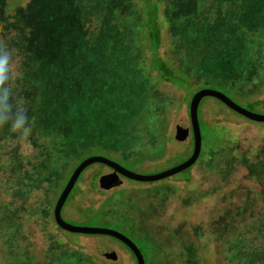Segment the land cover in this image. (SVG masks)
I'll list each match as a JSON object with an SVG mask.
<instances>
[{
	"label": "rangeland",
	"instance_id": "obj_1",
	"mask_svg": "<svg viewBox=\"0 0 264 264\" xmlns=\"http://www.w3.org/2000/svg\"><path fill=\"white\" fill-rule=\"evenodd\" d=\"M40 1L11 17L0 12V46L15 53V86L32 123L24 139L0 129V264H137L116 239L60 229L56 204L77 167L91 157L106 158L140 176L186 162L194 150L193 132L184 137L179 122L190 118L191 101L201 90L219 91L247 111L264 115L259 102H264V0L195 1L197 17L179 31L196 47L187 65L207 73L193 90L180 84L182 74L164 77L166 83L142 70L144 59L134 61L137 50L126 56L120 42L136 48L133 27L141 13L135 0H85V41L76 53L80 57L65 64L62 90L55 66L43 69L34 54L24 55L30 42L26 26L41 17ZM167 1L174 11L180 0ZM19 45L25 53L14 50ZM63 92L66 113L59 108ZM47 118L55 129L48 127ZM199 119L203 151L191 169L157 183L126 180L118 190L102 194L98 176L109 169L92 165L69 197L64 220L91 227L82 210H99L98 225L133 241L146 264H202L199 246L209 231L219 230L228 233L222 239V264H264V197L256 196L264 194V123L250 121L214 98L202 101ZM205 124L232 128L234 140L224 148L206 141ZM102 244L117 253V261L103 255Z\"/></svg>",
	"mask_w": 264,
	"mask_h": 264
},
{
	"label": "trees",
	"instance_id": "obj_2",
	"mask_svg": "<svg viewBox=\"0 0 264 264\" xmlns=\"http://www.w3.org/2000/svg\"><path fill=\"white\" fill-rule=\"evenodd\" d=\"M195 1L197 2V0H194V2L191 0L188 4V1L180 0L176 6H174L175 10L170 11L167 0H135V4L141 13L136 20L137 27H133L134 35H136V48L131 47V42H120L121 47L125 49L126 56L131 55V52L128 54L130 49H135L139 52L134 61L137 62L140 58L144 59L143 62L141 61L142 67L140 63L139 67L145 70V72L155 74L157 80L166 82L164 77L174 74L180 76L182 74L181 77H183V82L180 84L186 90L198 88L201 81L204 80V76L207 75V73L203 71L199 72L195 66L187 65L191 55L195 57L194 50L196 47L194 48L193 41H189L186 34L179 33L183 27H187L190 20L192 23L194 17H197L194 11V9L197 8ZM32 3H34V0H3L0 4V12L3 13L5 17H11L18 12L27 10ZM113 5L116 6L115 2H113ZM38 6H40V8L37 9V11L41 13V17L34 23L35 25L26 26L28 28V35L25 39L30 41L27 42L26 45L27 54L25 53L26 49L21 48L20 45L15 47L14 50L17 52H24L25 56L30 55V53L34 54L39 61V66L43 69L55 66L60 74L61 89L63 90L62 84L67 68L66 62L68 60L74 62L72 60H75L76 56V60L80 57V54L77 55L76 53L82 51L85 41L84 35L82 34L84 20H86L85 15L82 13L85 9V0H41ZM92 6L94 7L95 5ZM146 9H150L147 15L145 12ZM111 11H113V8H111ZM146 16H148L147 20L149 22L148 24H150L149 26L145 19ZM72 26L75 27L74 33L72 32ZM73 34L76 36L75 44L69 41L71 36V40H73ZM31 36L33 38L38 37V39L35 41L32 39L31 41ZM145 42L148 44L147 46L143 45ZM16 43L20 44V42L17 41ZM72 52L75 53L70 59V53ZM144 55L146 57H144ZM133 59L134 57L131 56V61H133ZM182 59L187 69L185 73ZM38 73L41 75L40 72ZM64 95L65 93L63 92V98L59 104V108L66 113L69 111L64 102ZM259 102L261 104L264 103L263 101ZM50 120L48 118L46 119L48 127L55 129L51 126L53 123ZM205 126L206 141H216L215 143H218L219 148H224L227 141L234 140L232 128L225 126L210 127L206 124ZM60 129H64V127ZM80 140L82 141L83 139H75L78 143H80ZM211 147L216 146L213 144ZM216 151L222 152L223 154L227 152V150ZM232 151H235L234 153L236 154V150H231V152ZM263 166L264 165H262V167ZM77 194L78 193H76V195ZM256 196L262 198L264 194L260 192L257 193ZM87 208L82 210L84 219L91 221V223H93V225H91L92 227H101L98 225L101 221L100 215L98 216V214L95 213L99 210L88 212ZM92 208L94 211L93 205ZM227 234L225 230H219V232L209 231L207 240H202V244L199 246L202 264H222L221 255L224 250L222 239L223 237L227 238Z\"/></svg>",
	"mask_w": 264,
	"mask_h": 264
},
{
	"label": "water",
	"instance_id": "obj_3",
	"mask_svg": "<svg viewBox=\"0 0 264 264\" xmlns=\"http://www.w3.org/2000/svg\"><path fill=\"white\" fill-rule=\"evenodd\" d=\"M206 98H214L219 100L229 109H231L235 113L245 117L250 121L256 123H264V115H258L247 111L246 109L240 107L238 104L232 101L225 94L210 89L201 90L193 97L191 101L190 118L184 119L181 122H179V129L184 137H188L190 135L191 130L193 132L194 150L192 156L186 162L161 174H157L153 176H140L128 171L124 167L106 158H102V157L88 158L77 167V169L73 173L72 177L70 178V181L68 182L67 186L65 187L64 191L62 192L56 204L54 210V219L57 226L63 231L72 234L85 235V236H106V237L114 238L122 242L131 250V252L134 254L137 260V264H146V260L141 250L128 237L124 236L123 234L117 231L106 229L103 227H78V226L70 225L64 220L62 216L63 209L83 172L87 168L95 164H102L114 170L113 174L104 175L99 180L100 188L105 191H111L112 189L120 187L123 184V181L121 180V176L130 181L139 182V183H157L169 179L171 177H174L178 174H181L191 169L193 166H195L198 160L200 159L203 151V134L199 119V109L202 101ZM102 250L105 251V253L103 254L105 257L112 259L113 261L118 260V255L112 248L106 246L105 244H102Z\"/></svg>",
	"mask_w": 264,
	"mask_h": 264
},
{
	"label": "clouds",
	"instance_id": "obj_4",
	"mask_svg": "<svg viewBox=\"0 0 264 264\" xmlns=\"http://www.w3.org/2000/svg\"><path fill=\"white\" fill-rule=\"evenodd\" d=\"M17 69L15 53L0 46V129L24 139L29 136L32 123L29 108L15 86L19 77Z\"/></svg>",
	"mask_w": 264,
	"mask_h": 264
},
{
	"label": "flooded vegetation",
	"instance_id": "obj_5",
	"mask_svg": "<svg viewBox=\"0 0 264 264\" xmlns=\"http://www.w3.org/2000/svg\"><path fill=\"white\" fill-rule=\"evenodd\" d=\"M191 131H192V130H191ZM106 168L109 169V172H108L107 174H102V173H101V174L98 176V178H99L100 176L102 177V176H104V175H111V174L114 173V170H113V169H111V168H109V167H107V166H106ZM101 177H100V178H101ZM100 178H99V179H100ZM121 180L123 181V184H122L121 186H124V185H125V181L128 180V179H126V178H124V177L121 176ZM129 181H130V180H129ZM98 186H99V182H98ZM117 188H119V187H117ZM117 188H116V189H117ZM114 190H115V189H112L111 191H105V190H102V189L100 188V186H99V190H98V191H99L100 193H102V194H110V193H112V191L114 192ZM117 190H118V189H117ZM91 227H92V226H91ZM97 237H99V238H100V237L103 238V236H97ZM104 237H105V236H104ZM113 239H114V238H113ZM119 242H120V241H119ZM121 243H122V242H121ZM122 244H123V243H122ZM125 246H126V245H125ZM126 247H127V246H126ZM127 248H128V247H127ZM128 249H129V248H128ZM129 250H130V249H129ZM130 251H131V250H130ZM131 253H132V252H131ZM133 255H134V254H133ZM134 257H135V256H134ZM135 259H136V258H135Z\"/></svg>",
	"mask_w": 264,
	"mask_h": 264
}]
</instances>
